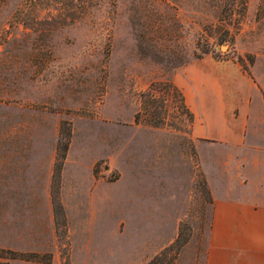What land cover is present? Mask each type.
Instances as JSON below:
<instances>
[{
  "label": "rangeland",
  "instance_id": "rangeland-1",
  "mask_svg": "<svg viewBox=\"0 0 264 264\" xmlns=\"http://www.w3.org/2000/svg\"><path fill=\"white\" fill-rule=\"evenodd\" d=\"M185 68L200 84L204 71L222 74L226 100L253 80L264 101V0H0V160L17 164L32 149L40 162L54 151L56 181L74 142L84 156L103 153L95 174L107 166L115 181L113 234L87 263L59 216L57 246L22 250L35 246L32 223L2 197L0 264H203L208 178L264 207V123L250 122L238 146L224 142L216 113L195 132L168 85ZM143 202L144 212L126 207ZM250 237L252 260L264 264V228H231L225 241Z\"/></svg>",
  "mask_w": 264,
  "mask_h": 264
},
{
  "label": "crops",
  "instance_id": "crops-1",
  "mask_svg": "<svg viewBox=\"0 0 264 264\" xmlns=\"http://www.w3.org/2000/svg\"><path fill=\"white\" fill-rule=\"evenodd\" d=\"M189 71L185 68L184 78L175 75L174 80L183 93L185 103L194 114L195 132H205L206 125L204 124L205 130L201 128L203 117L216 113L224 122L221 130L224 133V142L238 146L242 145L246 126L250 122L252 128L258 123H264V101L253 80L252 86L239 90L235 97L230 96L226 100L223 96L222 74L215 75L214 72L204 71L202 74L205 79L200 84L193 78H188ZM210 78L211 83L207 82ZM240 79L243 76L238 73L236 80ZM202 90L207 93L206 98L200 95ZM233 110L235 114L231 116ZM233 133L234 140L231 135ZM73 148L74 142L68 148L56 181L53 176L54 151L49 152L40 162H35L32 149L21 152L22 156L17 164H13L12 158L8 163L0 160V208L3 197L4 205L10 207V211L16 209L19 222L32 223L33 228L29 234L33 236L32 243L35 246L22 250L42 251L43 248L36 246L45 245L50 249L57 246L59 216L66 222L61 228L65 239L76 246L81 262L87 263L95 255L97 244L108 243V235L113 234V221L110 228L108 214L112 218L115 181L108 179L107 166H104L105 170L99 175L95 174V164L104 156L103 153L84 156L83 152H76ZM251 163L254 160L251 159ZM208 184L212 194V217L203 264H257L255 253L252 260V252H255V248L252 251V237L243 244H227L225 238L226 230L231 228H264V207L260 210L253 207L252 192L240 196L236 191L232 192L231 186L228 188L231 191L227 190V186L225 191L220 192L210 178ZM126 207L130 212H144L146 209L144 202L138 203L136 207ZM258 212L263 214L260 222L257 218ZM37 238H41L40 244L37 243ZM58 259L55 254L53 261Z\"/></svg>",
  "mask_w": 264,
  "mask_h": 264
},
{
  "label": "trees",
  "instance_id": "trees-1",
  "mask_svg": "<svg viewBox=\"0 0 264 264\" xmlns=\"http://www.w3.org/2000/svg\"><path fill=\"white\" fill-rule=\"evenodd\" d=\"M168 85L173 89L174 92L178 93V95L180 96V99L183 101L184 106H185L186 104H185V101H184V96H183L182 91L172 81H168ZM187 109H188V107H187ZM65 148L67 149V145L65 146ZM63 157H64V155H63ZM59 170H60V168H59ZM177 242H178V240H177ZM8 251H10V253L12 254L11 257H22V256H24V253L15 252V251H12V250H8ZM157 258H158V256L153 258V259H151L147 264H158L159 261L157 260Z\"/></svg>",
  "mask_w": 264,
  "mask_h": 264
}]
</instances>
